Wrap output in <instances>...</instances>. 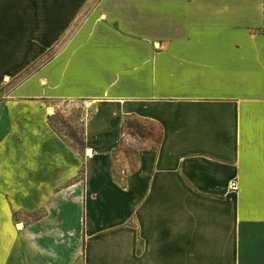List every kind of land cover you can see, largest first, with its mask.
Wrapping results in <instances>:
<instances>
[{"label":"crops","instance_id":"1","mask_svg":"<svg viewBox=\"0 0 264 264\" xmlns=\"http://www.w3.org/2000/svg\"><path fill=\"white\" fill-rule=\"evenodd\" d=\"M50 46L0 101V264H264V0H0L4 74Z\"/></svg>","mask_w":264,"mask_h":264},{"label":"rangeland","instance_id":"2","mask_svg":"<svg viewBox=\"0 0 264 264\" xmlns=\"http://www.w3.org/2000/svg\"><path fill=\"white\" fill-rule=\"evenodd\" d=\"M53 53L54 47H47V57H28L29 63H24L25 68L14 70L11 75L4 74V71L6 68H9L11 64L14 66L20 65L21 67V64H23V57H7V59L0 57V70L3 71L0 74V101L9 98L10 92L16 87L22 85L34 87L35 84L31 80L36 75L39 68L44 67L53 59V57H50ZM4 78H6V80H4ZM36 82H38V79ZM38 89L43 90L45 88L39 85ZM50 104L53 105L54 108L53 110L50 109L51 113L46 114L49 126L59 135L68 147L81 152L82 125L84 120L89 116V112L87 109H84L82 103L79 102L67 103L55 100Z\"/></svg>","mask_w":264,"mask_h":264},{"label":"built area","instance_id":"3","mask_svg":"<svg viewBox=\"0 0 264 264\" xmlns=\"http://www.w3.org/2000/svg\"><path fill=\"white\" fill-rule=\"evenodd\" d=\"M82 106H83V108H84V109H87V108H88V105H87V104H85V103H83V105H82Z\"/></svg>","mask_w":264,"mask_h":264},{"label":"bare ground","instance_id":"4","mask_svg":"<svg viewBox=\"0 0 264 264\" xmlns=\"http://www.w3.org/2000/svg\"><path fill=\"white\" fill-rule=\"evenodd\" d=\"M48 113H51L50 109L48 110Z\"/></svg>","mask_w":264,"mask_h":264}]
</instances>
